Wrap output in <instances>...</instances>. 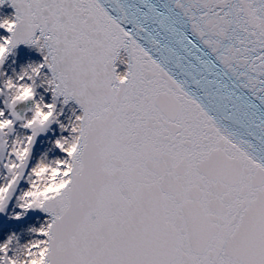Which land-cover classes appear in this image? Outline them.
Listing matches in <instances>:
<instances>
[{"label": "snow or ice", "instance_id": "1", "mask_svg": "<svg viewBox=\"0 0 264 264\" xmlns=\"http://www.w3.org/2000/svg\"><path fill=\"white\" fill-rule=\"evenodd\" d=\"M4 6L0 214L47 219L0 264H264V0ZM21 46L42 62L9 77Z\"/></svg>", "mask_w": 264, "mask_h": 264}, {"label": "bare ground", "instance_id": "2", "mask_svg": "<svg viewBox=\"0 0 264 264\" xmlns=\"http://www.w3.org/2000/svg\"><path fill=\"white\" fill-rule=\"evenodd\" d=\"M12 17L10 9L7 7L0 8V22H2L6 18ZM2 31V29H0ZM5 35H7L5 33ZM0 36L1 32H0ZM42 62V56L33 49H24L21 51H17L15 54V57L12 58V60L8 61L6 65L4 66L3 71L7 73L9 77H13L17 74H19L24 67H26L30 63H39ZM42 94L45 95L46 102H51V94L50 93H43V90H41ZM0 107H3L2 99H0ZM74 107L71 105L68 108L64 109V116L61 117V121L65 124L68 123L69 118L72 115V109ZM21 131V130H20ZM22 132V131H21ZM60 128L59 125H54L53 129L47 133L48 137L47 140L43 143L39 144L38 148V154L36 157H34L31 161V164L35 166L42 157H47L49 161L61 159L63 158V153L59 152L58 149L54 148V142L60 135ZM67 135V133H65ZM1 181L0 183H2ZM29 185L27 184V181L25 180L22 188L24 190H27ZM22 191V190H21ZM21 191L18 193V196L20 195ZM17 201L15 200V204H10L8 209V214L4 215L6 218L3 228L0 230V241L6 240L7 237L13 233L17 234L20 237L21 243H26L27 241L34 238V234L29 231V229L35 227L39 228L40 225L47 219H38L31 221L29 219L31 213H29L22 221H15L13 219H10L12 215L15 214L16 211L19 209L16 207Z\"/></svg>", "mask_w": 264, "mask_h": 264}, {"label": "rangeland", "instance_id": "3", "mask_svg": "<svg viewBox=\"0 0 264 264\" xmlns=\"http://www.w3.org/2000/svg\"><path fill=\"white\" fill-rule=\"evenodd\" d=\"M0 32H1V35H2V36L5 35V32H4L3 30L0 31ZM16 52H17V51H16ZM21 131H23V130H21ZM47 137H48L47 134H42V135L38 138L37 144H36V146H35V148H34V150H33V158L36 157L37 154H38V151H39V150H38V148H39V144L45 142V141L47 140ZM59 152H60V151H59ZM31 166H32V164L30 163V165H29V171H30V169H31ZM4 174H5V173H3L2 171H0V182L3 181L2 176H3ZM23 183H24V181L21 183L20 188L17 190V196H18V193H19L21 190L24 191V189H21ZM15 200H16V197L13 198L11 204H15ZM42 215H43V214L40 213V212H32L31 215H30V217H29V219H30L31 221H33V220H38V219H41L40 217H41ZM0 218H1V224H0V230H1V229L3 228V225H4V222H5L6 218L4 217V214H0Z\"/></svg>", "mask_w": 264, "mask_h": 264}, {"label": "water", "instance_id": "4", "mask_svg": "<svg viewBox=\"0 0 264 264\" xmlns=\"http://www.w3.org/2000/svg\"><path fill=\"white\" fill-rule=\"evenodd\" d=\"M19 51H21V50H19ZM13 57H15V55H13L12 57H10L8 61L12 60ZM124 70H125V67L124 66H121V71H124Z\"/></svg>", "mask_w": 264, "mask_h": 264}]
</instances>
